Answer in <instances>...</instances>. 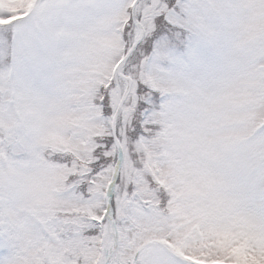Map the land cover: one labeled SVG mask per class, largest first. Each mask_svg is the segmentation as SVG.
<instances>
[{
	"label": "snow or ice",
	"instance_id": "snow-or-ice-1",
	"mask_svg": "<svg viewBox=\"0 0 264 264\" xmlns=\"http://www.w3.org/2000/svg\"><path fill=\"white\" fill-rule=\"evenodd\" d=\"M0 264H264V0H0Z\"/></svg>",
	"mask_w": 264,
	"mask_h": 264
}]
</instances>
